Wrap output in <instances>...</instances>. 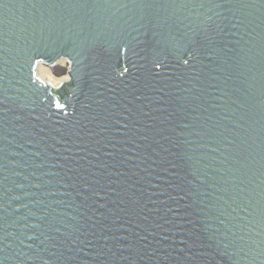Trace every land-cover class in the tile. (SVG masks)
<instances>
[{"label": "water", "instance_id": "water-1", "mask_svg": "<svg viewBox=\"0 0 264 264\" xmlns=\"http://www.w3.org/2000/svg\"><path fill=\"white\" fill-rule=\"evenodd\" d=\"M0 264H264V0H0Z\"/></svg>", "mask_w": 264, "mask_h": 264}, {"label": "clouds", "instance_id": "clouds-1", "mask_svg": "<svg viewBox=\"0 0 264 264\" xmlns=\"http://www.w3.org/2000/svg\"><path fill=\"white\" fill-rule=\"evenodd\" d=\"M184 61V60H183ZM62 64H68L69 61L66 58H62L60 61ZM38 69L37 72H34L36 79L40 81L42 85L46 83H51L54 88H59L61 85L69 80V77L65 76L62 79H57L52 76L50 70L45 67L40 61H37Z\"/></svg>", "mask_w": 264, "mask_h": 264}, {"label": "snow or ice", "instance_id": "snow-or-ice-1", "mask_svg": "<svg viewBox=\"0 0 264 264\" xmlns=\"http://www.w3.org/2000/svg\"><path fill=\"white\" fill-rule=\"evenodd\" d=\"M190 59H191V57H188V59H185V60L183 61V63H184L185 65H187V64L189 63ZM157 67H160V65L157 64ZM128 71H129V69H127V68H123V71H119V74H120L121 76H124L125 73L128 72ZM56 107H57V108H60V109H63V108L65 107V105H63V104H57Z\"/></svg>", "mask_w": 264, "mask_h": 264}, {"label": "built area", "instance_id": "built-area-1", "mask_svg": "<svg viewBox=\"0 0 264 264\" xmlns=\"http://www.w3.org/2000/svg\"><path fill=\"white\" fill-rule=\"evenodd\" d=\"M62 59V58H61ZM61 59H59L57 62H56V64H60V65H63V66H65L66 68H67V77H69V72L71 71V69H72V63H71V61L69 60V59H67L68 61H69V63L68 64H62V63H60L59 61L61 60ZM70 80H71V78L69 77V80L68 81H65L64 83H66V82H70ZM63 83V84H64ZM51 84V83H50ZM52 85V84H51ZM52 87H53V85H52ZM54 88V87H53ZM55 89H58V88H55Z\"/></svg>", "mask_w": 264, "mask_h": 264}, {"label": "rangeland", "instance_id": "rangeland-1", "mask_svg": "<svg viewBox=\"0 0 264 264\" xmlns=\"http://www.w3.org/2000/svg\"><path fill=\"white\" fill-rule=\"evenodd\" d=\"M43 65H44V64H43ZM44 66H45V65H44ZM45 67H47V66H45ZM47 68L50 70L52 76L55 77V78H57V79H62L63 77L66 76V75H64V76H61V77H57V76H55L54 73L52 72V69H50L49 67H47Z\"/></svg>", "mask_w": 264, "mask_h": 264}]
</instances>
